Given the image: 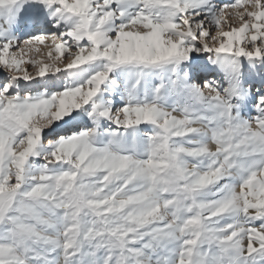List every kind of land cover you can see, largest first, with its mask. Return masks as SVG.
I'll return each mask as SVG.
<instances>
[{
	"label": "snow or ice",
	"instance_id": "snow-or-ice-1",
	"mask_svg": "<svg viewBox=\"0 0 264 264\" xmlns=\"http://www.w3.org/2000/svg\"><path fill=\"white\" fill-rule=\"evenodd\" d=\"M0 264H264V0H0Z\"/></svg>",
	"mask_w": 264,
	"mask_h": 264
}]
</instances>
